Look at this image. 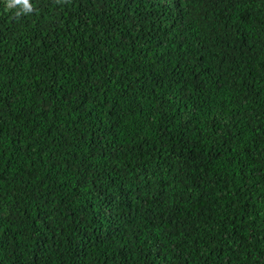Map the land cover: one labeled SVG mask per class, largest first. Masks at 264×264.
I'll list each match as a JSON object with an SVG mask.
<instances>
[{"label":"trees","instance_id":"16d2710c","mask_svg":"<svg viewBox=\"0 0 264 264\" xmlns=\"http://www.w3.org/2000/svg\"><path fill=\"white\" fill-rule=\"evenodd\" d=\"M0 0V264H264V0Z\"/></svg>","mask_w":264,"mask_h":264},{"label":"clouds","instance_id":"9594fccd","mask_svg":"<svg viewBox=\"0 0 264 264\" xmlns=\"http://www.w3.org/2000/svg\"><path fill=\"white\" fill-rule=\"evenodd\" d=\"M6 6L9 9H16V17H20L22 15L29 14L34 11L30 0H6Z\"/></svg>","mask_w":264,"mask_h":264}]
</instances>
